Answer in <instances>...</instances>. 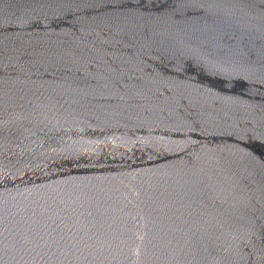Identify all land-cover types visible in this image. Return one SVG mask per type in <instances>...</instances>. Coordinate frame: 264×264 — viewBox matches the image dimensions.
<instances>
[{
  "label": "water",
  "instance_id": "95a60500",
  "mask_svg": "<svg viewBox=\"0 0 264 264\" xmlns=\"http://www.w3.org/2000/svg\"><path fill=\"white\" fill-rule=\"evenodd\" d=\"M0 264H264V0H0Z\"/></svg>",
  "mask_w": 264,
  "mask_h": 264
}]
</instances>
